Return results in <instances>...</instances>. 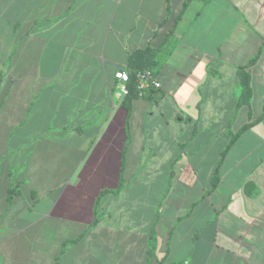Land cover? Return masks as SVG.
I'll use <instances>...</instances> for the list:
<instances>
[{
    "label": "crops",
    "instance_id": "crops-1",
    "mask_svg": "<svg viewBox=\"0 0 264 264\" xmlns=\"http://www.w3.org/2000/svg\"><path fill=\"white\" fill-rule=\"evenodd\" d=\"M185 1L0 0V264L81 235L58 264H264V117L221 159L263 111L264 0ZM147 48L160 87L127 113L114 74Z\"/></svg>",
    "mask_w": 264,
    "mask_h": 264
},
{
    "label": "trees",
    "instance_id": "trees-1",
    "mask_svg": "<svg viewBox=\"0 0 264 264\" xmlns=\"http://www.w3.org/2000/svg\"><path fill=\"white\" fill-rule=\"evenodd\" d=\"M190 1H192V0H186L182 4L179 15H181L183 13V11L186 9V7ZM160 51H161V49L152 50L150 48H147L145 50L137 51L130 56L129 65H128L129 81L127 83L128 94L124 97V107H125L127 113H129L130 101L138 96L136 74L139 72H147V73H150L152 76H156L157 72L161 68L162 63L166 60V57H167L165 53H161ZM257 58H258V55L255 58H253L246 66L241 67L237 70V74H238V78H239V87H240V95H239L238 100H237L238 106H243V105L249 104L250 86H249V75L247 73V70L251 66L254 65ZM155 92H156V90L150 87V88L143 90L142 93L144 95L143 96L144 98L151 100V99H153V95ZM263 117H264V105H263L262 114L260 115L259 118H257L254 121H251L248 124L242 126L238 132L230 134L229 144L222 151L221 159L225 156L227 151L230 149L231 145L236 141V139L240 136V134H242L243 132H245L246 130L251 128L256 123H258V121L261 120ZM123 156H124V151L122 153V157ZM219 167H220V164L217 165L216 168L214 169L213 178H212V182H211L212 187H214L218 182V169H219ZM121 185L122 184L120 183L118 188L115 191L110 192V193L117 194L121 188ZM15 193L16 192L12 191V190H10L8 192V197H7L8 203H10L11 198L13 195H15ZM106 193H109V192L103 191L99 195L97 202H96V207H98V202H99L100 197ZM99 221H100V217H98V216L95 217L92 225L90 227H88L84 233L86 234L91 228H93L95 225H97V223ZM81 237H82V235L77 240H69V241H66L62 244L60 255L56 258V264H58V260H59L60 256H62V254L65 253V251L69 248V246L76 243ZM151 242L153 243V240Z\"/></svg>",
    "mask_w": 264,
    "mask_h": 264
},
{
    "label": "built area",
    "instance_id": "built-area-1",
    "mask_svg": "<svg viewBox=\"0 0 264 264\" xmlns=\"http://www.w3.org/2000/svg\"><path fill=\"white\" fill-rule=\"evenodd\" d=\"M114 79L118 82L116 98H123L128 94L127 83L129 81V73L126 71H118L114 74ZM136 83L138 95L141 96L143 90L153 88L158 90L160 84L156 77L147 72H139L136 74Z\"/></svg>",
    "mask_w": 264,
    "mask_h": 264
},
{
    "label": "rangeland",
    "instance_id": "rangeland-1",
    "mask_svg": "<svg viewBox=\"0 0 264 264\" xmlns=\"http://www.w3.org/2000/svg\"><path fill=\"white\" fill-rule=\"evenodd\" d=\"M7 34L0 35V90L3 89V80L6 77V64L8 53L11 51L10 41L6 40ZM8 52V53H7Z\"/></svg>",
    "mask_w": 264,
    "mask_h": 264
}]
</instances>
